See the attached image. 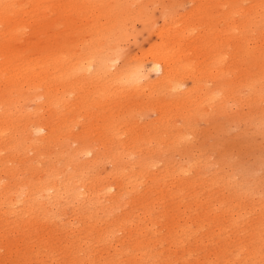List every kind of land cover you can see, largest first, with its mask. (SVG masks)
<instances>
[{"label": "bare ground", "instance_id": "1", "mask_svg": "<svg viewBox=\"0 0 264 264\" xmlns=\"http://www.w3.org/2000/svg\"><path fill=\"white\" fill-rule=\"evenodd\" d=\"M49 1L0 0V262L190 264L195 250L186 249L184 244L195 238L196 247H203L206 241L201 233L206 224L193 223L175 215L170 227L166 226V230L170 232V238H167L158 229L160 217L156 215L152 204L143 205L141 209L130 207V203L123 205L125 197L139 193L147 181V194L156 192L162 199H168L173 204L179 203L178 197L172 192L176 188L183 198L180 205L186 203L189 193L198 194L200 185L201 192L208 194L206 201H198V204L205 207L207 220L212 221L214 231L210 236L224 234L228 228L235 230L234 234L238 231L243 233L250 220L249 210H256L254 204L258 201V195L248 191L246 197L234 192L219 200L212 197V192L219 184H222L224 191L230 192V189L216 176L209 178L202 175L208 165L204 159L193 157L197 146L186 139L185 135L166 138L164 132L172 129V120L165 111L167 109L160 107L157 111L158 127L153 128L155 131L158 129L157 137L153 138L146 136L147 131H152L151 127L148 126L145 132L138 135L128 130L126 120L120 119L123 116L117 118L111 113L105 119L107 134L105 133L104 147L100 141L94 143L85 136L76 135L73 142L78 145L72 148V142L68 141L65 134V129L70 130V125L75 122V117L85 118L90 106L101 105L110 97L128 100L147 97V100H152L165 96L180 101L189 97V91L183 90L185 79L192 77L191 74L188 77L191 69L187 64L188 49L182 50V42L187 38L184 31L187 28L182 30L184 33L180 29L174 32L173 28L164 30L176 22L173 21L175 17H171L173 10L163 8L164 27L157 30L158 27L154 31L155 37L157 34L162 42L150 54L152 67L149 69L139 62L132 65L136 63L135 60L119 65L123 55L115 51L116 48L112 45L114 40H111L110 35L113 32L118 34L116 40L125 39L124 37L128 40L133 26L139 20L154 24L155 12L137 0L105 8L106 17L110 21L104 24L100 23L101 17L96 12L98 8L102 9L106 0H73L78 5L83 4L81 8L93 14L89 17L92 18L93 25L82 31L89 33L91 39L87 45L82 44L81 51H74L72 48L65 52V36L62 35L55 36L52 42L44 40L49 36L52 24L37 37L29 38L27 42L30 45L17 47L20 25L11 23V16H22L26 5L31 11H35L50 3ZM211 1L214 4L211 7L217 9L216 16H213L217 25H214V31L211 30L213 32L210 37V44L214 43V60L211 61L222 66L228 59V55L223 54L224 47L232 43V36L239 42H246L251 35L264 38V28L255 30L252 25L259 24L258 18L264 23V16H259L260 12H264V0H248L253 3L247 11L250 18L243 11V3L247 0ZM54 2L50 7L56 14L60 15L68 9L65 2ZM135 3L137 7L134 9L132 5ZM106 5L111 4L108 2ZM218 8L222 9L220 15ZM254 13H257L256 17L252 16ZM237 15L241 18L237 19ZM71 16H76L73 11ZM131 21L137 22L131 25ZM189 25L191 28V23ZM261 48L264 49V44ZM195 50L198 49L190 51L191 54L195 55ZM263 54L259 53L256 58L261 60ZM232 56L234 57L233 53ZM155 73L160 75L153 78ZM218 78L216 76L218 91L213 97L220 101L224 111H228L229 107L232 109L229 103L230 97L234 95L237 79L230 78L226 81L228 75H224L221 87ZM259 80L263 81L261 86L257 82L246 84L251 91L259 86V92L264 95V78ZM195 81L197 83L198 80ZM224 90L226 95L222 94ZM184 113L187 114H179L186 129H190L189 134L194 132L191 126L194 118L207 122L214 117L210 113L205 117L197 113ZM248 115L250 114L246 116ZM226 116L228 120H239L237 115L231 113ZM101 118L102 116L97 115L96 122ZM249 119L264 136V118L254 113ZM124 134L129 135L126 140L123 138ZM154 139L160 145L169 142L172 150L180 151L188 159L187 163L167 160L163 167H159L152 155L158 149L145 158H130L128 163L125 162L132 154L145 151L144 145L151 144ZM148 160L150 162H146ZM105 161L112 162L114 167L104 175L100 169L106 164L103 163ZM252 164H258L264 175V162L256 163L255 158ZM242 169L241 181L235 183V186L250 182L256 168ZM127 170L129 171L126 172ZM232 179L237 180L234 176ZM260 200L264 202V195ZM218 210V215L225 220V226L217 225L214 220V214ZM258 227L255 246L249 253L251 264H264V221ZM14 234L23 238L26 253L22 256V251L19 253L9 246L8 239ZM14 248L17 250L18 246ZM235 252L238 255L225 264H243L246 261H239V257L243 255L242 247ZM213 254H209L205 264H215L219 252L215 251Z\"/></svg>", "mask_w": 264, "mask_h": 264}, {"label": "rangeland", "instance_id": "2", "mask_svg": "<svg viewBox=\"0 0 264 264\" xmlns=\"http://www.w3.org/2000/svg\"><path fill=\"white\" fill-rule=\"evenodd\" d=\"M54 1L55 0H50V3L45 4L43 7H39L40 9L35 11H31L32 9L26 5L22 16H11V23L20 25L18 29V41L16 43L17 47L30 45L27 40L33 36L37 37L40 32L46 29V27L50 24H52V26L48 31L49 36L45 37L44 40H51L52 42L55 36H65V52H68L72 48L74 51H81L82 44L87 45L89 43L91 39L89 33H83L82 31L93 25L92 18H89L92 17L93 14L90 11L81 8L83 4L78 5L73 0H61L66 3L68 6H66V8L68 9L66 12L58 15L50 7V5L55 3ZM124 1L130 3L134 0H106L102 9L98 8L96 12L97 15L101 17L100 23L104 24L110 21L105 14L107 8L118 6L119 3H123ZM137 1L147 5L148 9L153 11V13L155 12L154 14L152 13L155 15L153 21L154 24L145 20H139L141 22L143 21L142 23H139V21H131V25L135 22L137 23L133 26L132 35L128 37V40L127 37H124L125 39L122 38L116 40L118 38V34L113 32L110 34L112 36L111 40H114L112 45L114 49L116 48L115 51H118L121 55H123L119 65L126 61L132 63V61L135 60L136 63H132V65L138 64L139 62V64L145 65L146 68L150 69L152 67L150 57L152 55L150 54H153V51H156L161 44L160 42H162L161 38L157 36V34L155 37L154 31L158 27L159 28L157 30L163 29L164 27V21H162L163 8H167V10L172 9L173 12H171V17L174 16V19L176 20L173 19V21H176L178 24L174 22V24L172 23L173 25L170 24L172 26L169 25L170 27L167 26L164 30L173 28L172 32H174L179 29L182 31L187 28V31H184L186 32L185 35L187 38L186 41L182 42V50L183 48L188 49L187 54H189L187 56V64L188 66H191L188 77L190 74L192 77L190 76L188 79H185L186 82L183 90L189 91V97L181 101L165 96L152 100H147V97H133L129 100L118 97H110L101 105L90 106L88 108L89 114L88 116H85V118L75 117V122L71 124L69 128L71 131L65 129L67 139L69 142H72V148L78 145L73 142L76 140V135L85 136L94 143L100 141L101 146L104 147V141L106 140L107 134L105 131V119L106 117H109L110 113L115 115L117 118L123 116L120 119L126 120L128 130L141 135L146 131L145 128L149 126L152 128V131H147L146 136L149 135L151 138L157 137L156 132L158 129L156 131L153 130L154 127H158V123L156 122L158 119L157 111L160 107H163V110L167 109L165 111L169 113L170 119L172 120L170 123L172 129H168L169 132H164V134H166V138L169 139L175 137L174 135L178 136L179 134L185 135L186 139H190L193 144L197 146V151L194 152L193 157L204 159L205 163L208 165L202 171V175L204 177L208 176L209 178L216 176V178L223 181L230 189V192L227 190L224 191L222 189V184H219L212 192V197L219 200L232 192L246 197L248 191H250L251 193L258 195V201L254 204V208L256 210H249L250 220L248 221L246 229L243 233L238 231L234 234L235 230L228 228L224 234L210 236L214 231L213 224H211L212 221L207 220L208 213L205 207H200L198 204V201L205 202L208 194L204 191L201 192L200 185H198L199 187L197 189V192L199 193H189L186 198V203L184 205H180L183 198L180 197L176 188H174L172 192L178 197L179 203L173 204L168 199H162L156 192L147 194L146 191L149 184V181H147L139 193L127 195L123 201V205L130 203V207L133 206L136 209H141L143 205L152 204V206L155 207L156 215L160 217L159 224L157 225L159 226L158 229L161 230L167 238H170V232L166 230V226L170 227L171 220L174 219L175 215H179L183 220H188L193 223L206 224V227L201 233V236L206 241L203 247H196L195 238L184 244L186 249L191 248L190 251L195 250L194 255L190 258V264H205L209 254H213L215 251L219 252L216 257L215 264H225L227 262H231L232 259L238 255L235 251L239 247H242L243 251V255L239 257V261L244 259L246 261H244L243 264H251L252 261L249 260L251 257L249 253L255 246V233H258V224L261 221H264V202L260 200L264 195V175L260 172V166L252 163L255 158L256 163L259 161L264 162V136L258 132L255 126L251 123L249 117L254 113H258L264 118V95L259 92V86L256 87L254 91H251L248 89L249 85L246 83L257 82L258 85H262L263 81L259 79L264 78V54L261 60L256 58V56L259 53H264V49L261 48L264 44V38L259 37L258 35H251V37L246 39V42H239L235 36H232L230 38L232 43L224 47L225 52L223 54H227L228 59L222 66L216 65L211 61L214 60L212 57L214 55V51L212 49L214 43L210 44L212 43L210 37L212 32L216 29V27H214L216 21L215 19L213 20V16H216L217 9L211 7L214 5L211 0H149L148 4L146 3L147 0ZM108 2L111 5H106ZM207 5L210 6L207 7ZM252 5L253 3H250L248 0L243 3V11L247 15V18H250V14L247 11L251 9ZM122 6L125 8L124 4H121V7ZM132 7L136 8L137 3L132 5ZM129 8L132 9L131 7ZM71 11H73L76 15L74 18L71 16ZM221 11L222 9L218 8V15H220ZM257 13L252 14V16L256 17ZM174 14L180 15L176 16ZM261 14L264 16V12H260L259 16ZM181 17L182 19L180 20ZM155 18L157 19L156 22ZM236 18L240 19L241 16L237 15ZM74 19L76 20L75 22ZM188 19H190V22ZM258 21V25L252 23L254 26L253 29L255 30L261 27L264 28V23L260 21V18H258ZM187 22L191 23V28ZM107 26H111V24H107ZM177 26H179V28ZM182 26L184 28L181 29ZM23 27L24 30H22ZM212 27L214 29H212ZM1 28L2 26H0V29ZM188 28L193 29L190 30ZM247 43H249V45H247ZM192 49H198L195 50V55L191 54V52H194ZM232 53L234 54V57L232 56ZM197 54L198 57L196 56ZM140 58L143 61H141ZM216 73L218 74L216 75ZM153 75V78H156L157 75L159 76L160 74L155 73ZM224 75H228L226 81L230 78L237 79V82L234 85V95L230 97L229 105H232V109L229 107L228 111H224L223 108H221L220 101L218 99L215 100L213 97L218 91L216 76L219 77L218 83L222 87L223 84L221 83V79ZM197 76H200V78H197ZM193 77L195 80H198V84ZM191 78L193 79L192 81ZM222 94L226 95L225 90ZM106 105L107 108H105ZM191 111H194L193 113L200 114L201 116L210 113L214 115V117L207 122L194 118L191 123V126L194 128V132L189 134L190 129H186L180 114H187L184 112H189L188 114H191ZM228 113L237 115L239 120H228L226 116ZM247 114L250 115L246 116ZM97 115L102 116L98 122H96ZM198 118H200V116ZM217 121L219 123H217ZM115 123L116 121L112 123V126L115 125ZM128 137V134H124L123 136L124 140ZM150 143L151 144L144 145V148L146 149L145 151L132 154L125 160V162L128 163L130 158H145L150 156L153 150L158 149V151L153 152L152 155L154 157V162H156L159 167H163L167 160L175 163H187L188 159H186L180 151L172 150L169 147V142L160 145L158 144V140L154 139ZM92 145L95 144L92 143ZM146 162L150 161L148 160ZM103 163L106 164L103 165L100 172L105 175L108 171H111L114 164L108 161ZM242 167L256 168L255 174L250 182L235 186V183L241 181L240 173H243ZM128 171L129 170L126 172ZM233 176L236 177V181L232 179ZM227 182H231L230 185H227ZM140 199H142V201ZM218 212L220 211L218 210L214 214V220L217 222V225L225 226V220L221 219ZM22 239L23 238L20 239V236L17 234H14L8 239L10 248L19 253L22 251L20 256L26 253ZM16 245L18 246L17 250L14 248ZM0 264L4 263L0 262Z\"/></svg>", "mask_w": 264, "mask_h": 264}]
</instances>
